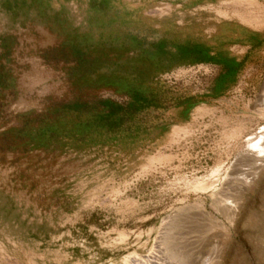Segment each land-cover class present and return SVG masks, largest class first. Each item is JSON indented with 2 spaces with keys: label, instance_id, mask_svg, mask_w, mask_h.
Here are the masks:
<instances>
[{
  "label": "rangeland",
  "instance_id": "rangeland-1",
  "mask_svg": "<svg viewBox=\"0 0 264 264\" xmlns=\"http://www.w3.org/2000/svg\"><path fill=\"white\" fill-rule=\"evenodd\" d=\"M0 65V264H264V0H0Z\"/></svg>",
  "mask_w": 264,
  "mask_h": 264
},
{
  "label": "trees",
  "instance_id": "trees-1",
  "mask_svg": "<svg viewBox=\"0 0 264 264\" xmlns=\"http://www.w3.org/2000/svg\"><path fill=\"white\" fill-rule=\"evenodd\" d=\"M197 53L202 57L201 60H205V61L208 60L203 50H198ZM221 65L222 68L224 69L223 75L225 76L235 71L236 66L235 64H233V62L223 61L221 62ZM1 70L2 67L0 65V77L2 76ZM3 81L4 80H0V84H2ZM139 101L141 100H139V98L134 94L130 96V102H128L125 107H121L120 105L109 100L96 101L93 103V108L100 107V112L93 119L91 118L92 120L91 119L85 120L86 122L84 123L83 127L88 128L94 126V127H103L106 128L107 130H111L119 124V121L122 119V116L131 115L137 110V108L142 107V104H139ZM78 108L79 107L77 103L73 104L72 106L63 105L60 107L59 110H56V112L66 115L71 112H75V111L77 112ZM49 129L51 128H48V130ZM51 134L52 131L50 132V135Z\"/></svg>",
  "mask_w": 264,
  "mask_h": 264
},
{
  "label": "bare ground",
  "instance_id": "bare-ground-1",
  "mask_svg": "<svg viewBox=\"0 0 264 264\" xmlns=\"http://www.w3.org/2000/svg\"><path fill=\"white\" fill-rule=\"evenodd\" d=\"M167 226V225H166ZM165 226V227H166ZM169 226V224H168ZM174 227L173 226H169L166 228V230L163 232L162 236L159 235L158 238V250H163L164 254L163 253H160L159 256L156 257V259L159 261H157L156 259H153L154 261L156 260V262L160 263L163 262V263H160V264H188V261L190 260L189 257L184 253V252H179V253H172V251H170L169 249V246L170 244H168L169 242V234L171 232V229H173ZM165 229V228H164ZM172 233V232H171ZM174 250V249H173ZM149 258V257H148ZM138 259V258H137ZM152 260V262H153ZM139 261V260H138ZM134 262V261H133ZM132 262V263H133ZM145 262V261H144ZM155 262V263H156ZM157 263V264H158ZM145 264H148V263H145ZM152 264V263H151ZM154 264V263H153Z\"/></svg>",
  "mask_w": 264,
  "mask_h": 264
}]
</instances>
